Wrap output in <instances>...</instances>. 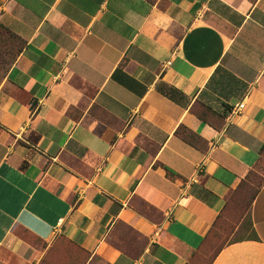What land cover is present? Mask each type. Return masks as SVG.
<instances>
[{"label":"crops","instance_id":"0c3cea01","mask_svg":"<svg viewBox=\"0 0 264 264\" xmlns=\"http://www.w3.org/2000/svg\"><path fill=\"white\" fill-rule=\"evenodd\" d=\"M0 24L22 42L0 79V264H196L250 174L256 238L206 264H264V0H0Z\"/></svg>","mask_w":264,"mask_h":264},{"label":"rangeland","instance_id":"374dc122","mask_svg":"<svg viewBox=\"0 0 264 264\" xmlns=\"http://www.w3.org/2000/svg\"><path fill=\"white\" fill-rule=\"evenodd\" d=\"M261 180L262 178L250 174L247 176L246 180L240 184L241 193L239 194L240 198H238L240 204L236 203L237 205L234 208V214L231 216L230 221L220 222L215 226V229L212 230L208 240L210 245H206L202 254L194 258L196 264H206L209 256L212 255L216 248L222 243L248 233L249 217L246 213L247 204L255 192L256 187L261 183ZM240 219L243 221L240 224L239 230L234 237L230 238L233 229Z\"/></svg>","mask_w":264,"mask_h":264},{"label":"trees","instance_id":"16d2710c","mask_svg":"<svg viewBox=\"0 0 264 264\" xmlns=\"http://www.w3.org/2000/svg\"><path fill=\"white\" fill-rule=\"evenodd\" d=\"M22 48V42L15 35L8 32L1 24H0V79L3 77L8 67L14 62L18 52ZM164 94L170 98H174V94L176 92L175 89L171 87L163 88ZM248 227H250V235L249 237L256 238V235L252 229L251 223L248 220ZM212 233V232H211ZM221 246V245H220ZM218 246V248H220ZM215 250V251H216ZM214 251V252H215Z\"/></svg>","mask_w":264,"mask_h":264},{"label":"built area","instance_id":"2783aa9c","mask_svg":"<svg viewBox=\"0 0 264 264\" xmlns=\"http://www.w3.org/2000/svg\"><path fill=\"white\" fill-rule=\"evenodd\" d=\"M170 62L169 61H167L166 62V64H169ZM243 106H244V104L243 103H240V104H238L237 106H235L233 109H232V113L234 114V113H237L240 109H242L243 108ZM203 164H204V160L197 166V169H196V172H195V174L190 178V179H187L184 183H183V185L181 186V188H180V197H183V196H185L186 194H187V189H188V187L190 186V184L192 183V182H196L197 180H196V176L200 173V171H201V168L203 167Z\"/></svg>","mask_w":264,"mask_h":264}]
</instances>
